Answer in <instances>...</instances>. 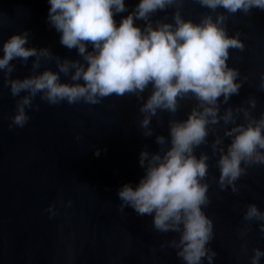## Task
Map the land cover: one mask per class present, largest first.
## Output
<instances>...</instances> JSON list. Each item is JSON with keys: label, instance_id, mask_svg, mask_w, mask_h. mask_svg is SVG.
Returning a JSON list of instances; mask_svg holds the SVG:
<instances>
[{"label": "clouds", "instance_id": "1", "mask_svg": "<svg viewBox=\"0 0 264 264\" xmlns=\"http://www.w3.org/2000/svg\"><path fill=\"white\" fill-rule=\"evenodd\" d=\"M185 2L136 0L129 10L125 0H47L46 22L59 34L62 46L76 50V57H61L48 47L30 45L29 32L23 29L0 42V73L16 98L10 128L25 125L26 109L38 107L33 104L37 95L50 105L61 101L98 104L109 96L134 95L142 101L138 123L145 137L153 135L151 121L158 112L172 114L167 136L154 137L158 149L139 151L143 175L135 185L125 182L117 189L118 207L151 216L158 232L175 233L161 248H173L183 264H213L216 252L209 246L213 221L204 211L209 203L205 178L210 157L205 151L197 155L196 149L210 147L219 172L216 183L233 193L238 192L236 181L248 166L264 165V108L253 115L257 100L251 95L246 103L228 104L242 85L238 68L227 63L229 49L244 45L239 33L229 35L225 26L228 14L264 10V0H194L208 9L195 20L182 14ZM158 12L164 16L157 17ZM121 13L126 15L117 21ZM30 57L28 74L12 76L13 61L26 64ZM42 60H52L55 70L38 71ZM258 88L264 91V73ZM186 99L195 103L183 119L174 118ZM99 152L94 150L95 155ZM242 220L257 222L264 235V209L249 202ZM245 231L241 229L240 235ZM261 257L264 249L253 246L250 264H260Z\"/></svg>", "mask_w": 264, "mask_h": 264}, {"label": "water", "instance_id": "2", "mask_svg": "<svg viewBox=\"0 0 264 264\" xmlns=\"http://www.w3.org/2000/svg\"><path fill=\"white\" fill-rule=\"evenodd\" d=\"M125 3L130 10L136 0ZM48 7L47 0H0V42L26 29L30 45L75 58L76 50L62 46L59 34L46 22ZM171 11L167 10L169 19ZM206 11L186 0L182 14L195 20ZM121 15L126 13L115 19L119 21ZM225 26L229 35L239 33L244 45L229 49L227 63L238 68L242 85L228 104L246 103L249 95L254 96L257 105L252 114L258 116L264 108V91L258 88L264 73V10L228 14ZM32 59L26 64L13 61L12 76L28 74ZM44 67L55 70L52 60H42L38 71ZM15 99L0 73V264H183L173 248H161L176 234L158 232L151 216L137 215L130 207L121 211L117 195L122 184L135 185L143 175L138 153L145 147L150 152L158 149L154 137L167 136L172 114L158 112L151 121L153 135L145 137L138 123L142 101L134 95H113L98 104L55 105L37 95L33 104L38 107L26 109L25 125L10 128ZM194 103L181 101L174 118L183 119ZM217 132H222L219 126ZM97 148L99 155L94 154ZM200 151L210 157L205 178L209 203L204 211L213 221L209 242L216 252L213 264H250L253 246L264 249V235L257 222L243 221L242 215L249 202L264 209V165L248 166L236 181L238 192L233 193L219 189L216 156L210 147L201 145L196 154Z\"/></svg>", "mask_w": 264, "mask_h": 264}]
</instances>
